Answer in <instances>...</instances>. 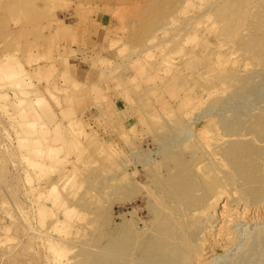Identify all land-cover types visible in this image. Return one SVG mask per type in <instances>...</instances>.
Returning a JSON list of instances; mask_svg holds the SVG:
<instances>
[{
	"label": "rangeland",
	"instance_id": "obj_1",
	"mask_svg": "<svg viewBox=\"0 0 264 264\" xmlns=\"http://www.w3.org/2000/svg\"><path fill=\"white\" fill-rule=\"evenodd\" d=\"M94 1L0 0V264H75L90 233H117L134 209L148 218L121 197L123 122L135 117L134 136L142 116L191 117L238 82L264 88V0ZM93 15L111 33L112 101L75 114L50 65L61 35Z\"/></svg>",
	"mask_w": 264,
	"mask_h": 264
},
{
	"label": "bare ground",
	"instance_id": "obj_2",
	"mask_svg": "<svg viewBox=\"0 0 264 264\" xmlns=\"http://www.w3.org/2000/svg\"><path fill=\"white\" fill-rule=\"evenodd\" d=\"M263 90L238 82L212 100L216 109L142 116L134 136L128 122L135 117L123 122L121 197L142 201L148 218L134 209L117 233H90L75 264H264V104H236Z\"/></svg>",
	"mask_w": 264,
	"mask_h": 264
},
{
	"label": "crops",
	"instance_id": "obj_3",
	"mask_svg": "<svg viewBox=\"0 0 264 264\" xmlns=\"http://www.w3.org/2000/svg\"><path fill=\"white\" fill-rule=\"evenodd\" d=\"M79 1L89 4L91 8L97 5L94 0H77ZM97 16L93 15L85 24H73L69 31L61 35L56 55L50 65L63 86L67 89L71 87L68 101L70 109L75 114L84 111L91 104L96 105L98 109L107 108L97 102L102 98H108L107 102L112 101L105 91L109 82L115 78L112 74L113 59L109 58L111 33L103 22H100L103 16ZM92 86L97 87L99 92H92Z\"/></svg>",
	"mask_w": 264,
	"mask_h": 264
}]
</instances>
